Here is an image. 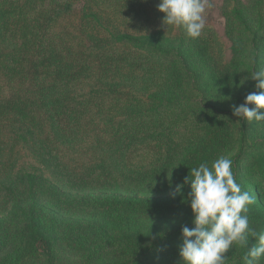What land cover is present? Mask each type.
<instances>
[{
	"label": "trees",
	"instance_id": "obj_1",
	"mask_svg": "<svg viewBox=\"0 0 264 264\" xmlns=\"http://www.w3.org/2000/svg\"><path fill=\"white\" fill-rule=\"evenodd\" d=\"M9 1L0 0V84L5 87L0 98V264L34 259L61 264L60 258L70 257L71 251L80 254L82 264H152L157 255H179L184 226L166 223L171 211L186 212L187 198L180 193L164 204L160 194L150 199L116 195L124 178L123 159L137 149H150L159 155L157 172L173 167L160 189H187L191 168L233 147L227 123L204 108L178 102L183 79L174 66L166 68L171 70L166 90L155 91L150 81L135 85L128 77L117 80L121 66H111L112 54L83 50L103 43L110 45L106 52L129 47L137 55L150 50L159 62H169V52L148 38L106 25L109 18L126 16L124 10L117 8L110 16L98 5L77 19L74 0ZM242 13L235 11L239 20ZM157 37L159 44L162 34ZM90 55L97 64L85 61ZM138 72L142 80L146 72ZM86 83H101L98 96L105 99L96 103L100 115L86 114L80 92ZM227 85L204 87L215 98ZM182 106L181 114L169 119ZM180 125L195 135L184 138ZM14 128L24 129L28 137L19 143L33 149L66 190L35 174L10 176L1 155L3 133L10 131L4 129ZM239 154L232 159L233 173L253 196L242 181ZM263 211L258 217H264ZM141 219L147 222L138 223ZM185 226L194 227L192 222Z\"/></svg>",
	"mask_w": 264,
	"mask_h": 264
},
{
	"label": "rangeland",
	"instance_id": "obj_2",
	"mask_svg": "<svg viewBox=\"0 0 264 264\" xmlns=\"http://www.w3.org/2000/svg\"><path fill=\"white\" fill-rule=\"evenodd\" d=\"M8 2L10 1L7 0ZM158 3L159 0H74L73 9L77 19L79 16L81 19L85 13L95 12L98 10V5L105 7L109 15L110 13L112 15V11L117 8L124 10L126 16L121 19L109 18L106 25L111 27L119 25L118 28L124 32L148 38L154 45H159L164 53L169 52V62H159V58L150 50L138 52L137 55H133L129 47L117 48V52H106L110 45L103 43L94 44V46L87 44V48L83 50L94 55L96 52L112 54L111 66L118 63L121 66V73L117 80L128 77L135 81V85H142L143 80L150 81L152 83L149 86L155 91L166 90L165 82L167 76L171 75V70L167 71V67L172 65L174 70H178L183 79L182 91L177 96L179 97L178 102L191 105L190 109L204 108L208 114L227 123L234 145L231 150L221 155L232 160L240 153V175L246 188L253 190L255 200L254 205L248 206L249 227L257 233H264V217H258L264 209V121L249 123L233 115V110L244 103L249 93L258 92V89L254 88L257 81L250 77L255 67L257 70L264 68V0H211L213 6L206 12L205 28L200 37L195 40L187 37L182 28L164 25V14L157 10ZM238 9H242L243 12L241 20L235 15ZM159 32L162 34V39L158 44L157 33ZM77 50L81 49L77 48ZM257 54H259L258 58ZM89 59L93 64L94 57L90 55V58L85 61L88 62ZM97 63L96 58L95 64ZM138 69L146 72L142 80L137 79L140 78ZM242 80L244 83L241 85ZM215 84H229L230 86L227 85L224 90L219 88L220 92L218 90L219 93L217 92L215 98H212L206 93L204 86ZM246 84L250 85L248 89L244 87ZM100 88L101 83L93 86L86 83L85 86L80 87V92H83L81 101L86 105L85 111L88 110L86 114L98 112L99 115L101 114L100 108L96 107L98 101L105 99L98 96ZM4 90L5 87L0 84V98H4ZM235 98L239 100L232 101ZM81 106L83 105L79 107ZM105 106L108 107V105ZM249 107L253 106L249 105ZM182 109L183 106L179 111L168 114L169 119L180 115ZM141 110L144 111L145 107ZM259 111H264V109ZM10 127L15 126L10 125ZM4 130L10 131L3 133L5 149L1 157L7 160L6 170L10 168V176L35 174L51 182L57 188L66 190L44 160L33 149L26 147L24 143H19L21 137H28L23 128ZM179 131L185 132L184 138L188 135H195L193 132L182 130L181 125ZM158 156L156 152L142 148L137 149L132 156H128V159L124 158L123 167L125 169L122 167L124 178L120 183V192L116 195H122L127 199L136 197L150 199L161 196L164 204L171 198L178 197L180 193L187 198L190 185L187 189H182L184 191H178L177 187L168 192L160 189L163 184L166 187L167 181L172 176L173 167L171 166L166 172H157L155 169L159 164ZM186 207V212L171 211L172 213L168 216L171 220L166 225L179 223L185 226L192 222L193 215L189 202ZM142 221L147 222L141 219L138 223ZM254 244L256 240L250 236L248 247ZM246 251V247L233 244L232 248L224 254L227 257L225 264H244L242 257ZM1 254L0 252V256ZM69 256L66 259L61 257V264H82L80 254L71 251ZM151 263L182 264L178 253L170 256L157 255L152 258ZM28 264H40V262L34 259ZM259 264H264V257H261Z\"/></svg>",
	"mask_w": 264,
	"mask_h": 264
},
{
	"label": "clouds",
	"instance_id": "obj_3",
	"mask_svg": "<svg viewBox=\"0 0 264 264\" xmlns=\"http://www.w3.org/2000/svg\"><path fill=\"white\" fill-rule=\"evenodd\" d=\"M212 6L211 0H159L157 10L164 14V25L182 28L195 40L202 34L206 12ZM250 78L257 81L254 88L260 91L249 93L233 115L249 123L264 121V111H259L264 109V68L254 71ZM185 183L190 185L187 199L194 227L181 229L182 264H225L224 254L233 244L247 248L242 257L244 264H259L264 257V233L249 227L248 206L255 200L236 182L232 160L221 155L211 163L202 162L190 169ZM250 236L256 244L248 247Z\"/></svg>",
	"mask_w": 264,
	"mask_h": 264
}]
</instances>
